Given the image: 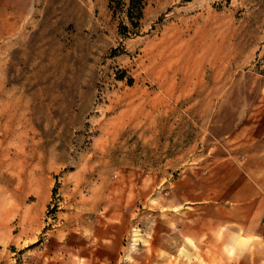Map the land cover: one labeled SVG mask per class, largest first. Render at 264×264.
<instances>
[{
    "label": "rangeland",
    "instance_id": "374dc122",
    "mask_svg": "<svg viewBox=\"0 0 264 264\" xmlns=\"http://www.w3.org/2000/svg\"><path fill=\"white\" fill-rule=\"evenodd\" d=\"M141 2L0 0V264H264V0Z\"/></svg>",
    "mask_w": 264,
    "mask_h": 264
},
{
    "label": "trees",
    "instance_id": "16d2710c",
    "mask_svg": "<svg viewBox=\"0 0 264 264\" xmlns=\"http://www.w3.org/2000/svg\"><path fill=\"white\" fill-rule=\"evenodd\" d=\"M110 2V8L114 9V10H118L121 9L123 4H124V0H109ZM130 7L128 9V17L129 20L131 21L132 25H135L136 23L134 22V18H135V14H137L138 18H141L142 16V10H143V5L141 0H130L129 3ZM125 28H127L125 26Z\"/></svg>",
    "mask_w": 264,
    "mask_h": 264
},
{
    "label": "crops",
    "instance_id": "0c3cea01",
    "mask_svg": "<svg viewBox=\"0 0 264 264\" xmlns=\"http://www.w3.org/2000/svg\"><path fill=\"white\" fill-rule=\"evenodd\" d=\"M262 189L264 190V188H262ZM263 195H264V193H263ZM263 195L261 197V199H262V206H261V208L259 209V211L257 213V216L259 217L260 220L262 219L260 217H262L264 215V198H263Z\"/></svg>",
    "mask_w": 264,
    "mask_h": 264
}]
</instances>
